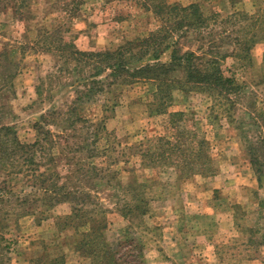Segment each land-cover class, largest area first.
<instances>
[{
	"label": "rangeland",
	"instance_id": "rangeland-1",
	"mask_svg": "<svg viewBox=\"0 0 264 264\" xmlns=\"http://www.w3.org/2000/svg\"><path fill=\"white\" fill-rule=\"evenodd\" d=\"M109 49L160 78L79 54ZM102 220L114 264H264V0H0V264H101Z\"/></svg>",
	"mask_w": 264,
	"mask_h": 264
},
{
	"label": "trees",
	"instance_id": "trees-1",
	"mask_svg": "<svg viewBox=\"0 0 264 264\" xmlns=\"http://www.w3.org/2000/svg\"><path fill=\"white\" fill-rule=\"evenodd\" d=\"M166 3L167 2H162L161 5L156 4L153 6V8L155 9L156 12L161 13L162 12L161 6ZM173 7L174 6L171 5L172 9H174ZM184 9L186 11H189V13L186 12L185 14H182V16L176 15L177 18L172 16L171 14H168V18L171 19L172 21L174 20V23L178 26L180 30L186 28L189 31L191 30L190 27L192 26L201 27L205 22L208 21L206 20L205 17L202 16L200 12V8L197 7L196 4H190L189 6L184 7ZM193 16H196V18ZM153 37L145 38L141 41L140 43L141 46L146 45L144 50H147L150 47L158 46V41L154 39ZM123 51L124 50L114 52L109 49L103 52H83L79 54L90 56L91 58L99 55V60L96 61L97 62L96 66L100 67L101 63L102 65L103 63H107L108 67L113 69L115 73H122L126 71L130 73L132 77L137 75L139 77L151 76L155 78H160V73H158L159 66L157 65V63L155 64L145 63L142 66L137 67L134 72L131 71L128 66L129 61L125 58L126 51L124 52ZM78 52L79 51L77 50L76 55H77V58L80 59L81 56L77 54ZM193 56H194L193 53H189L188 55H186L187 64L184 66L185 71L187 73L186 80L189 79L188 80L189 83L190 84L192 83L190 88H205V89H211V90L216 89V90H219L220 93H223L224 90H228V91L231 90V86L233 87V83L235 82V80L233 78H229L224 75L218 60L212 59L207 62L206 68H202L198 66V63L196 61L192 60ZM182 62H183L182 57L178 54L177 50H174L172 54V64L173 65L176 63L181 64ZM162 80H165V77H162ZM190 88L188 87V90ZM161 90L162 92H165V93L168 92L167 89L165 88H161ZM161 100L163 102L166 100L165 94H163ZM60 189H62L60 193H57L59 189L58 190L56 189L50 192L48 195L51 196L52 193H56L54 198L55 199L57 198L58 200H60V199L65 198V196H68V194H70V193H64V195L59 197V195L65 191L64 187H61ZM80 211L81 210L78 209L77 213H80ZM105 225H106L105 220L100 221V223L96 222L95 225H93L91 228V235L85 234L83 238L78 239L77 247L79 248V250L86 253L87 255H88V252H90L89 248L90 250L95 249L93 250V252L100 251L98 253L99 256H102V255L106 256L103 258L104 261L101 262V264L102 263L103 264H114L110 260V257L114 258V256L110 254L107 248V243L102 239L103 237L102 230L104 229ZM95 245H96V248H95ZM62 260L61 258H53L51 261V264H59L60 261H61V264H63Z\"/></svg>",
	"mask_w": 264,
	"mask_h": 264
}]
</instances>
